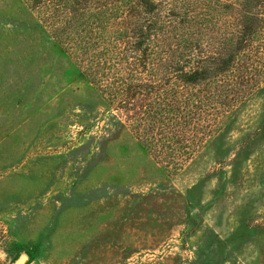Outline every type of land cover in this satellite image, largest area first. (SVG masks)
<instances>
[{"label": "rangeland", "instance_id": "obj_1", "mask_svg": "<svg viewBox=\"0 0 264 264\" xmlns=\"http://www.w3.org/2000/svg\"><path fill=\"white\" fill-rule=\"evenodd\" d=\"M3 264H264V84L177 173L22 0H0Z\"/></svg>", "mask_w": 264, "mask_h": 264}, {"label": "trees", "instance_id": "obj_2", "mask_svg": "<svg viewBox=\"0 0 264 264\" xmlns=\"http://www.w3.org/2000/svg\"><path fill=\"white\" fill-rule=\"evenodd\" d=\"M22 1L171 174L264 84V0Z\"/></svg>", "mask_w": 264, "mask_h": 264}]
</instances>
